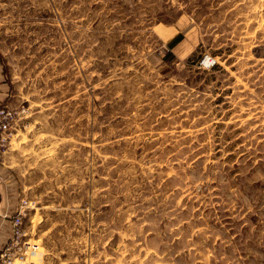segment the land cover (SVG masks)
Returning a JSON list of instances; mask_svg holds the SVG:
<instances>
[{
  "label": "rangeland",
  "instance_id": "374dc122",
  "mask_svg": "<svg viewBox=\"0 0 264 264\" xmlns=\"http://www.w3.org/2000/svg\"><path fill=\"white\" fill-rule=\"evenodd\" d=\"M0 75L31 262L264 264V0H0Z\"/></svg>",
  "mask_w": 264,
  "mask_h": 264
},
{
  "label": "built area",
  "instance_id": "2783aa9c",
  "mask_svg": "<svg viewBox=\"0 0 264 264\" xmlns=\"http://www.w3.org/2000/svg\"><path fill=\"white\" fill-rule=\"evenodd\" d=\"M204 57L200 62H204ZM215 64V60L210 63V66ZM26 202L20 206L17 213L11 221V235L0 250V264H35L31 262L34 254L38 252L40 244L36 240L31 241L26 238L27 232L23 228L24 208Z\"/></svg>",
  "mask_w": 264,
  "mask_h": 264
},
{
  "label": "crops",
  "instance_id": "0c3cea01",
  "mask_svg": "<svg viewBox=\"0 0 264 264\" xmlns=\"http://www.w3.org/2000/svg\"><path fill=\"white\" fill-rule=\"evenodd\" d=\"M183 39H181L179 42H181ZM178 42V43H179ZM175 47V46H174ZM172 47V48H174ZM2 80H1V75H0V87L2 86ZM2 199H0V250L3 247V245L6 243L7 239L9 238L10 234V225L9 222L5 219V214L7 211L10 209H7L6 207H3ZM13 207V206H12ZM11 208V207H10Z\"/></svg>",
  "mask_w": 264,
  "mask_h": 264
},
{
  "label": "trees",
  "instance_id": "16d2710c",
  "mask_svg": "<svg viewBox=\"0 0 264 264\" xmlns=\"http://www.w3.org/2000/svg\"><path fill=\"white\" fill-rule=\"evenodd\" d=\"M182 39L181 35L175 36L169 43H168V47L171 49L172 47H174L180 40Z\"/></svg>",
  "mask_w": 264,
  "mask_h": 264
},
{
  "label": "bare ground",
  "instance_id": "6f19581e",
  "mask_svg": "<svg viewBox=\"0 0 264 264\" xmlns=\"http://www.w3.org/2000/svg\"><path fill=\"white\" fill-rule=\"evenodd\" d=\"M207 60H208V61H210V59H209V58H208Z\"/></svg>",
  "mask_w": 264,
  "mask_h": 264
}]
</instances>
